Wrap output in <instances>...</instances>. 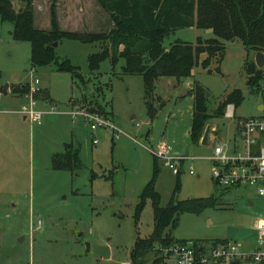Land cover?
Segmentation results:
<instances>
[{
  "label": "rangeland",
  "instance_id": "374dc122",
  "mask_svg": "<svg viewBox=\"0 0 264 264\" xmlns=\"http://www.w3.org/2000/svg\"><path fill=\"white\" fill-rule=\"evenodd\" d=\"M50 1L34 0L37 29H49ZM10 2L16 11L24 6L22 0ZM57 2L58 25L63 31L78 28L101 33L111 27L96 0ZM11 31L10 23H0V264H129L135 240L147 238L153 230L150 201L136 223L134 214L155 167L154 189L161 207L169 203L176 186L177 176L150 152L160 143L169 146L172 158L187 155L193 159L181 165L177 201L216 198L214 208L200 215L182 214L167 233L184 241L228 240L243 249L253 244L255 223L264 215V199L250 188L218 187L211 179L208 158L213 156L214 145L232 144L237 120L264 116L260 110L264 80L258 91H252L244 71L246 57L254 62L255 54L247 56L239 41L224 42L220 74H208L198 65L188 79H159L155 84L159 100L155 98L154 106L161 107L151 121L144 104L143 80L122 74L123 60L114 69L107 60L96 73L89 71L88 57L100 53V43L62 40L55 50L60 61L69 60L79 68L87 81L82 87L54 66L33 68L28 63L29 43L13 41ZM197 38L208 40L213 34L195 27L179 29L163 46L168 49L176 40L195 45ZM205 58L200 56L199 64ZM34 80L40 88L38 109H49L47 92L50 103L63 113L45 116L40 125L16 112L28 102L24 95ZM194 84L204 91L209 113L225 93L238 89L243 95L235 119L223 117L209 123L213 127L210 146L194 145L190 140ZM4 95L17 98L5 101ZM70 102L78 103L72 106ZM79 108L105 112L127 136L112 140L104 130L91 132L80 118L72 121L66 112ZM94 137L97 144H93ZM70 145L79 149L82 168L72 173L53 170L52 155L64 153ZM86 244L108 246L110 258L86 253Z\"/></svg>",
  "mask_w": 264,
  "mask_h": 264
},
{
  "label": "trees",
  "instance_id": "16d2710c",
  "mask_svg": "<svg viewBox=\"0 0 264 264\" xmlns=\"http://www.w3.org/2000/svg\"><path fill=\"white\" fill-rule=\"evenodd\" d=\"M22 2L23 8L16 11L10 0H0V23L12 25L13 41L29 43V64L33 68L54 66L58 72L70 74L72 79L84 87L87 81L80 74L79 68L69 60L60 61L54 44L58 46L62 40L82 44L100 43V53L88 57L89 71L96 73L100 64L107 60L114 69L117 62L123 60L122 74L138 75L143 80L144 104L151 121L161 107L160 104L154 106L155 84L159 79H188L198 65L208 74H220V65L225 55L224 42L239 41L247 56L257 52L264 54V0H96L111 25L101 33L61 30L58 25L57 0H51L49 4V29H37L34 25V0ZM192 27L211 31L213 38H197L195 45L176 40L168 49L164 48V40L171 34ZM202 55H206V58L199 64ZM213 63L216 64L214 69L211 68ZM244 71L247 85L252 91H258L264 80V67L258 69L246 57ZM191 93L193 108L189 136L194 145L200 143L206 126L212 120L224 117L228 105L236 109L243 101L242 92L234 89L225 93L216 109L209 113L204 91L194 84ZM45 95L48 100L46 102H49L47 92ZM91 111L94 109L91 108ZM100 114L108 116L103 111ZM51 166L55 171H78L82 168L79 149H73L70 145L64 153L53 154ZM180 172L176 175V186L165 207H161L160 196L154 189L156 167L152 179L144 186L134 219L135 223L138 222L146 201H150L153 230L147 238L138 237L135 240L130 252L131 264H149L157 254V248L186 242L176 240L167 233L168 229L176 226L182 214L200 215L206 209L215 207L216 198L212 196L177 201L175 197L179 192ZM217 241L220 240H214ZM232 264L243 263L236 261Z\"/></svg>",
  "mask_w": 264,
  "mask_h": 264
},
{
  "label": "built area",
  "instance_id": "2783aa9c",
  "mask_svg": "<svg viewBox=\"0 0 264 264\" xmlns=\"http://www.w3.org/2000/svg\"><path fill=\"white\" fill-rule=\"evenodd\" d=\"M37 84L36 80L29 84L28 91L24 95L28 102L16 112L29 123L40 125L45 116L63 113L50 102L45 103L49 109H38L36 96L40 88ZM261 93L264 97V89ZM66 114L72 121L79 118L83 120L91 132L99 130L108 132L112 140H118L123 135L127 136L114 124L110 116H104L88 108H79ZM224 117L235 119L233 105L226 107ZM235 134L231 145L213 146V156L208 158L212 167L211 179L218 187L225 190L246 187L252 189L258 198L264 199V116L237 120ZM97 143L98 140L94 137L93 144ZM150 152L155 158L162 159L175 175L179 173L184 162L193 160L187 155L172 158L171 149L164 143H160L155 152L152 150ZM189 174H193L191 168ZM254 231L255 242L249 249H243L237 243L228 240L186 241L157 248V254L149 264L153 262L154 264H232L236 261L244 264H264V215L256 221Z\"/></svg>",
  "mask_w": 264,
  "mask_h": 264
},
{
  "label": "water",
  "instance_id": "95a60500",
  "mask_svg": "<svg viewBox=\"0 0 264 264\" xmlns=\"http://www.w3.org/2000/svg\"><path fill=\"white\" fill-rule=\"evenodd\" d=\"M231 42H234L231 41ZM54 47H57V44H54ZM254 63L258 69H262L264 67V54L262 52H257L254 55ZM213 131L212 125H207L204 133L202 135L200 144L202 146H210V136ZM68 146H66L67 148ZM86 253L92 252L97 258L99 259H109L110 258V249L108 246H99V245H94L90 246V244H86Z\"/></svg>",
  "mask_w": 264,
  "mask_h": 264
},
{
  "label": "crops",
  "instance_id": "0c3cea01",
  "mask_svg": "<svg viewBox=\"0 0 264 264\" xmlns=\"http://www.w3.org/2000/svg\"><path fill=\"white\" fill-rule=\"evenodd\" d=\"M105 14V13H104ZM62 15H66L65 14V12H62ZM106 15V14H105ZM106 17H107V20H108V16L106 15ZM34 24H35V22H34ZM108 24H109V22H108ZM77 30H78V28H77ZM73 31H76V30H73ZM12 32V31H11ZM10 35H11V33H10ZM28 63H29V60H28ZM27 84V83H26ZM5 97H4V99H5V101H9V100H15V98H17L16 96H14V95H8V96H6V95H4ZM48 98H49V96H48ZM52 101V99L51 98H49V102H51ZM46 103V102H45ZM78 103V102H77ZM77 103H75V102H70V104H72V106L73 105H76ZM77 106V105H76ZM260 110L261 111H263L264 110V107L263 106H261L260 107ZM113 120V119H112ZM212 139H213V137H212V135L210 136V144H211V141H212ZM234 140V139H233ZM231 144V143H230ZM230 144H224V145H230ZM250 206H253V203H250ZM256 234V233H255ZM174 238V237H173ZM255 238V237H254ZM174 239H176V238H174ZM177 240V239H176ZM254 242H255V240H254ZM254 242H253V244L252 243H249V245L247 246V247H245V249H249V248H252L253 247V245H254ZM110 256H111V253H110ZM244 264V263H243Z\"/></svg>",
  "mask_w": 264,
  "mask_h": 264
}]
</instances>
